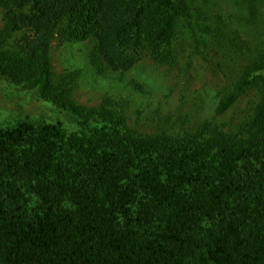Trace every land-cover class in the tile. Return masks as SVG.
I'll use <instances>...</instances> for the list:
<instances>
[{
    "label": "trees",
    "instance_id": "16d2710c",
    "mask_svg": "<svg viewBox=\"0 0 264 264\" xmlns=\"http://www.w3.org/2000/svg\"><path fill=\"white\" fill-rule=\"evenodd\" d=\"M210 1L0 0V79L55 117L0 125V264H264V35L252 46L232 13L208 23ZM184 36L230 69L216 114L254 92L235 129L140 131L129 96L78 103L84 69L57 72L50 54L52 40L88 41L101 79L174 60Z\"/></svg>",
    "mask_w": 264,
    "mask_h": 264
},
{
    "label": "rangeland",
    "instance_id": "374dc122",
    "mask_svg": "<svg viewBox=\"0 0 264 264\" xmlns=\"http://www.w3.org/2000/svg\"><path fill=\"white\" fill-rule=\"evenodd\" d=\"M252 5L258 7L257 12ZM205 8L214 15L208 20L213 24L219 21L220 14L232 13L234 21L247 32L252 46L258 43L261 34L264 35V0H212ZM1 15L0 9V25ZM179 34L182 36L183 32ZM191 41V36L180 40L174 60L158 63L144 55L123 74L114 73L101 79L88 70L85 56L90 46L88 41L58 43L52 40L50 54L57 72L74 66L84 69L72 94L78 103L98 104L105 92L129 96L133 102L126 112L128 124L140 131H154L157 127L175 131L190 128L204 119L235 129L250 113L255 102L254 92H244L227 111L216 114L217 96L227 87L230 69L223 63L218 64L221 58L213 51L204 58L194 54ZM199 49L202 50V46ZM133 83L139 84L141 91L128 92L126 85L131 87ZM51 108V103L40 99L34 90L22 89L0 79V125L10 126L23 119L55 120Z\"/></svg>",
    "mask_w": 264,
    "mask_h": 264
}]
</instances>
